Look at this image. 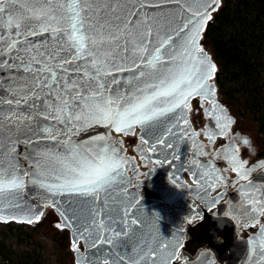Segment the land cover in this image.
I'll list each match as a JSON object with an SVG mask.
<instances>
[{
    "label": "snow or ice",
    "instance_id": "1",
    "mask_svg": "<svg viewBox=\"0 0 264 264\" xmlns=\"http://www.w3.org/2000/svg\"><path fill=\"white\" fill-rule=\"evenodd\" d=\"M218 2L0 0V221L31 224L42 218V204L21 215L11 211L21 207L15 199L31 185L41 200L57 208V197H69L57 227L71 226L88 244L82 256L74 237L76 264H191L193 258L197 264H214L207 250L195 257L180 251L178 256L182 228L164 238L149 219L131 218L137 202L131 177L125 179L129 158L121 155L119 142L111 143L107 135L84 141L76 136L97 125L118 133L139 125L144 130L141 145L148 144L154 155L162 145L164 156L157 163L171 155L170 166L181 161L177 171L186 166L187 154L177 155L186 140L192 152L187 169L196 183L190 191L200 194L197 204L215 205L227 189L214 197L208 192L220 186L218 181L236 180L220 174L211 160L199 159L206 153L187 108L192 95L210 99L209 140L223 135L231 123L208 83L216 65L196 43L207 10ZM114 73L125 75L117 80ZM162 120L167 125L163 138L155 143L145 139L148 127ZM18 143L32 146L25 153L30 170L20 163ZM138 150L143 155V148ZM223 159L232 164L237 179H248L251 170L245 162L235 154L226 153ZM171 182L178 184L175 178ZM237 191L244 207L234 209L229 201L225 216L248 213L244 218L255 220L264 213V186L249 181ZM201 219L193 210L186 222ZM247 244L252 261L264 264V227Z\"/></svg>",
    "mask_w": 264,
    "mask_h": 264
},
{
    "label": "trees",
    "instance_id": "2",
    "mask_svg": "<svg viewBox=\"0 0 264 264\" xmlns=\"http://www.w3.org/2000/svg\"><path fill=\"white\" fill-rule=\"evenodd\" d=\"M203 40L212 48L220 90L264 134V0H222ZM70 239L67 228L47 232L43 218L0 221V264H67Z\"/></svg>",
    "mask_w": 264,
    "mask_h": 264
},
{
    "label": "rangeland",
    "instance_id": "3",
    "mask_svg": "<svg viewBox=\"0 0 264 264\" xmlns=\"http://www.w3.org/2000/svg\"><path fill=\"white\" fill-rule=\"evenodd\" d=\"M214 12L211 13L212 17ZM199 46L203 49L204 55L209 61L217 64L213 57V51L208 42L201 38ZM216 71L209 78L208 83L215 88L214 99L219 107L225 110V114L231 118V123L227 124L225 133L223 135L216 134L213 140H209L205 136V132L209 130V127L213 124L211 117L207 115L206 110L210 108V99L208 97H201L196 94L188 98L187 119L192 127V130L197 133L196 140L203 146V151L206 153L203 157H199L201 161L211 160L216 170L228 177L229 181L236 180V183H230L225 181H218L219 187L210 190L212 196H216L220 192L224 191L220 201L231 200L232 206L235 209L244 207V199L237 191L243 184H247L249 181L254 182L257 186H264V155L260 152L264 148V134L258 129V124L251 116H242L237 109L236 104L231 102L224 93L220 90L216 79ZM218 107V110H219ZM214 130V129H213ZM141 133L142 129L139 126H135L134 130L129 133L116 132L114 128L110 129L107 134L111 138V143L117 144L118 148L122 149L121 155L128 157L129 162L127 165L126 173L128 177H131L133 186H136L139 192L148 200L155 197L158 190L163 189V179L165 172L161 170L158 155H154L148 151V144L141 145ZM145 139H147L145 137ZM247 139L248 143L244 141ZM187 143V149L185 156L187 164H190L192 160V152L190 145ZM139 147L143 148V155L138 150ZM220 153L217 155V153ZM235 154L236 157L242 162H245L246 169H250L248 179H237L236 173L233 171V166L230 162L223 159L225 154ZM147 157V158H145ZM135 168V173L133 169ZM138 173V175H137ZM184 176L191 180V183L185 182L190 188H196V183L192 174L186 169ZM41 217L47 222V232L53 234L57 229V224L60 223L58 215L55 213L53 207L50 204H45L40 212ZM248 216V213L239 214L235 223H241ZM41 218V219H42ZM40 219V220H41ZM246 222L239 226L235 235L237 239H242L250 234L258 233L261 227H264V213L257 218V223L253 225V221L249 218L245 219ZM37 222V221H34ZM64 228V227H63ZM71 237V235H70ZM74 239L69 240L70 255L66 259L67 264H76L77 253L72 248ZM79 248L80 255L85 256L84 246L82 241H76Z\"/></svg>",
    "mask_w": 264,
    "mask_h": 264
},
{
    "label": "water",
    "instance_id": "4",
    "mask_svg": "<svg viewBox=\"0 0 264 264\" xmlns=\"http://www.w3.org/2000/svg\"><path fill=\"white\" fill-rule=\"evenodd\" d=\"M221 1L222 0H219L215 6H211L207 10L208 15L204 18L203 26L196 41L197 45H199V42L203 37V33L206 29L211 13L215 12L219 8ZM208 3L211 5L212 0H208ZM114 75L116 76L117 80H120L125 75V73H114ZM166 126V122L163 120L157 126H149L145 132V137L150 142L155 143V140L158 137L163 138V129ZM110 129L111 128H106L103 125L93 126L87 130L80 131L77 134L76 139L78 141H84L94 136L107 135L110 132ZM142 131L144 130L142 129ZM187 147L186 140L181 142L178 147L177 155L184 156ZM31 148L32 146L26 143H18L15 149L17 155L20 158V163L26 171L30 169L29 161L25 153L30 152ZM162 149V145L155 149V152L158 153L159 160L163 159L164 156V151ZM171 159L172 157L170 155L168 160H164L163 163H159L161 170L165 172V177L162 183L164 187L162 190H158L157 195L150 200L145 198L139 192L138 188L133 186L131 182V186L134 188V192L131 194L136 197L137 202L135 216L131 218L134 219L139 217L141 220L149 219L159 230L160 235L164 238H170L172 234L176 233L178 229L182 228L185 235L181 249L178 250V256L180 251H182L184 256L195 257L196 254H202L203 251L207 250L210 253L214 264H216V262L217 264H258V262L252 261L251 255L249 253V245L247 244V240L250 237L241 240L237 239L235 235V229L239 227L240 223H235L231 215H224L225 212L229 211L225 205L231 200H218L216 201L215 205L208 206L197 204L196 201L200 194L195 190L190 191V189L195 188H190L184 181V173L188 165L185 156L183 163L186 166L180 171H177V169L179 168L181 161L177 159L176 163L170 166ZM127 178L128 176L126 173L125 179ZM172 178H175L178 181L177 185L171 182ZM181 184H186L187 187H181ZM124 187L127 188L129 186L125 184ZM208 196L214 197L210 194V191L208 192ZM68 199L69 197L67 195H65L63 200L60 199V197H57L56 203L60 205V208H57L50 201L45 202L41 200L37 190L34 187L31 185H26L23 193L20 195V198L15 199V203L19 204L21 207L11 211L13 214L21 215V213H23L26 208H32L35 210L38 205L42 204L44 206L45 204H50L62 222L63 218L59 213L61 209L67 206L66 202ZM76 200L77 202H80L79 197H76ZM232 208L234 207L232 206ZM193 210H198L202 216V219L195 224L186 222V218L192 214ZM147 213L149 215H155L147 216ZM238 215L239 214H237L236 217H238ZM157 217H159V219H157ZM23 219L24 217L21 216V220ZM9 221L21 222L15 219H7L1 222ZM64 228H67L70 231L71 238L74 239L75 237L76 241H82L86 256L88 244L85 242L83 236H76L71 226H66ZM257 234L258 233L253 234L251 237L256 236ZM219 237H222L223 240H220ZM201 247H203V250H200ZM191 264H197L195 258L192 259Z\"/></svg>",
    "mask_w": 264,
    "mask_h": 264
},
{
    "label": "flooded vegetation",
    "instance_id": "5",
    "mask_svg": "<svg viewBox=\"0 0 264 264\" xmlns=\"http://www.w3.org/2000/svg\"><path fill=\"white\" fill-rule=\"evenodd\" d=\"M186 181H187L188 183H191V180H190V179H187V178H186ZM250 219H251V218H250ZM251 220H252V219H251ZM256 220H257V219H255V220H252V221H253V223H252L253 225H255V224L257 223V221H256ZM242 221H243V222H241V223H240V225H242V224H244V223L246 222V220H245V219H244V220H242ZM240 225H239V226H240ZM238 228H239V227H238ZM238 228H236V229H235V232H236V230H237ZM260 229H261V228H260ZM259 232H260V230L258 231V233H259ZM254 234H256V232H255ZM252 235H253V234H250V235H248L247 237H245V238H242V239H247V238L251 237ZM219 239H220V240H223V238H222V237H219ZM240 240H241V239H240ZM200 250H203V247H201V248H200ZM216 264H217V262H216Z\"/></svg>",
    "mask_w": 264,
    "mask_h": 264
},
{
    "label": "bare ground",
    "instance_id": "6",
    "mask_svg": "<svg viewBox=\"0 0 264 264\" xmlns=\"http://www.w3.org/2000/svg\"><path fill=\"white\" fill-rule=\"evenodd\" d=\"M200 41H201V40H200ZM208 81H209V80H208ZM184 177H185V176H184ZM184 181L187 182V181H186V177H185ZM187 183H188V182H187Z\"/></svg>",
    "mask_w": 264,
    "mask_h": 264
},
{
    "label": "clouds",
    "instance_id": "7",
    "mask_svg": "<svg viewBox=\"0 0 264 264\" xmlns=\"http://www.w3.org/2000/svg\"><path fill=\"white\" fill-rule=\"evenodd\" d=\"M220 153L218 152L217 155H219Z\"/></svg>",
    "mask_w": 264,
    "mask_h": 264
}]
</instances>
